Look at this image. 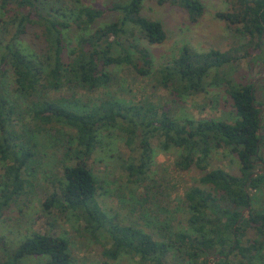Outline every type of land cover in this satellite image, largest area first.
Wrapping results in <instances>:
<instances>
[{
  "label": "trees",
  "instance_id": "obj_1",
  "mask_svg": "<svg viewBox=\"0 0 264 264\" xmlns=\"http://www.w3.org/2000/svg\"><path fill=\"white\" fill-rule=\"evenodd\" d=\"M156 1L178 5L191 21L204 10L200 0ZM142 7L143 0L115 1L108 7L84 0H0V219L31 184L27 176L38 161L37 132L67 126L73 133L64 137L62 146L75 162L64 164L57 189L42 202L46 215L53 210L75 213L87 236L109 243L103 244L102 254L110 260L124 255L139 264H254L264 249V209H253L249 192L264 188V171L252 176L256 163L264 164V103L256 100L252 82L217 77L233 107L231 121L176 116L147 98L128 104L104 93L80 104L75 95L76 89L94 93L109 88L115 78L112 66L127 64L141 74L150 73L151 52L135 39L153 45L167 35L159 20L141 14ZM108 11L117 17L100 23ZM216 16L247 40L226 50L196 51L184 45L159 69L162 87L174 90L176 79L182 83V89L174 90L178 98L202 91L211 70L233 65L249 49H257L264 37V0H231L230 8ZM87 28L93 30L85 35ZM70 29L79 31L72 41L67 37ZM27 36L31 48L23 41ZM63 87L74 90L51 95ZM109 126L125 133L128 146L138 139V162L126 167L130 180H142L150 170L154 141L164 151L178 149L174 166L179 170L195 166L201 171L197 184L183 193L184 227L173 229L171 210L161 204L158 191L151 197L166 211L159 221V238L118 222L102 209L96 178L85 160L100 142V129ZM219 149L236 156L238 173L209 168L213 151ZM248 230L254 236L248 237ZM0 249L7 257L4 264H20L28 255H46V264H74L62 236L34 231L17 247L9 250L0 242Z\"/></svg>",
  "mask_w": 264,
  "mask_h": 264
},
{
  "label": "rangeland",
  "instance_id": "obj_2",
  "mask_svg": "<svg viewBox=\"0 0 264 264\" xmlns=\"http://www.w3.org/2000/svg\"><path fill=\"white\" fill-rule=\"evenodd\" d=\"M115 1L125 0H84V3L108 7ZM200 1L204 7L203 14L197 21H191L187 12L178 5L143 0L141 14L159 20L167 35L164 42L153 45L138 37L135 39L151 52L153 67L150 73L141 74L127 64L109 67V70L115 74L112 85L106 90L100 89L94 93L76 89L75 95L79 97V103H84L85 100L86 102L98 100L104 93H108L128 104L141 102L147 98L153 103L171 109L176 116L221 118L231 121L235 118L233 107L223 85L217 84L216 81L217 77L224 76L238 82H252L256 90V100L264 103V39L260 41L257 49H249L248 54L242 56L233 65L211 70L204 78L203 90L198 93L182 94L178 98L174 90L183 87L177 79L171 86L174 90L160 85L158 81L160 67L172 56H177L184 45L196 51H206L211 48L226 50L245 44L247 40L245 36L237 33L233 25L216 16V12L227 11L230 8L231 0ZM116 17V12L108 11L100 23ZM92 30L93 28H87L82 33L86 35ZM78 33V30L70 29L67 37L72 41ZM23 41L30 48L32 47L29 36ZM242 53L244 51H240L239 55ZM72 90L74 89L63 87L51 95L55 97L69 95ZM261 114L264 115V111ZM37 133L38 161L27 176L31 184L27 187L26 193L4 211L0 219V242H5L10 250L36 231L66 238L74 264H139L137 260L129 259L124 255L116 260L104 257L103 244L109 246V243L105 240L99 243L87 236L82 230L83 220L75 213L67 211L65 214H60L53 210L50 215H46L43 212L42 202L57 189L56 179L61 177L64 164L75 162L72 156L68 157L64 154L65 148L62 146L64 137L72 134L73 130L67 126L57 125L49 128L48 132ZM98 135L100 142L85 161L96 178L98 185L96 199L105 213L115 217L122 224L140 227L159 238L157 234L159 221L166 211L151 197L158 191L162 197L161 204H167L166 208L171 210V218L168 219L173 229L184 227L187 213L183 203V193L191 185L197 184L201 171L195 166L188 170H179L174 166L178 149L174 147L164 151L156 144L157 141H154L152 145L156 153L152 156L150 170L144 179L130 180L126 167L138 162V139L128 146L125 143V133L114 126L100 129ZM260 154L264 158V142ZM216 166L223 167L229 173H238L236 156L225 149L213 151L209 168ZM256 166V170H259L262 165L257 162ZM146 185L149 187L147 192ZM249 194L252 197L253 209H264V188L251 190ZM143 197L148 199L146 204L142 201ZM247 236H254L253 232L248 230ZM6 258L5 252L0 249V264H4ZM46 260V255H28L21 259L20 264H46ZM254 260V264H264V249L260 257ZM210 262H212L211 258Z\"/></svg>",
  "mask_w": 264,
  "mask_h": 264
},
{
  "label": "water",
  "instance_id": "obj_3",
  "mask_svg": "<svg viewBox=\"0 0 264 264\" xmlns=\"http://www.w3.org/2000/svg\"><path fill=\"white\" fill-rule=\"evenodd\" d=\"M263 39H264V37H263ZM257 107H260L261 108V111H262V107L261 106L258 105ZM258 162L262 165V167L259 170L255 171L254 173H252V176H255L257 173H262L264 171V164H263V162L262 161H258ZM246 210H248V208H246ZM216 259L217 258H214L213 260H216Z\"/></svg>",
  "mask_w": 264,
  "mask_h": 264
}]
</instances>
